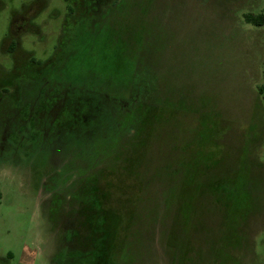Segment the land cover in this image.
I'll return each mask as SVG.
<instances>
[{
  "label": "rangeland",
  "instance_id": "rangeland-1",
  "mask_svg": "<svg viewBox=\"0 0 264 264\" xmlns=\"http://www.w3.org/2000/svg\"><path fill=\"white\" fill-rule=\"evenodd\" d=\"M102 1L0 0V158L44 108L26 55L101 108L87 135L70 118V136L0 160V264L100 236L108 264H264V25L244 19L264 0ZM94 199L117 229L82 221Z\"/></svg>",
  "mask_w": 264,
  "mask_h": 264
},
{
  "label": "flooded vegetation",
  "instance_id": "flooded-vegetation-1",
  "mask_svg": "<svg viewBox=\"0 0 264 264\" xmlns=\"http://www.w3.org/2000/svg\"><path fill=\"white\" fill-rule=\"evenodd\" d=\"M88 3L95 2L99 5L103 4L102 0H86ZM69 2L74 5L75 10L79 11L81 9L82 4L84 3V0H69ZM96 5V6H99ZM104 5V4H103ZM17 31L18 28L16 27ZM16 31V32H17ZM13 42H10V45H12ZM13 52V51H12ZM27 57V64H26V72L32 73L31 75H37L38 77H43L39 79V82H42V85L40 87L43 88L41 90V98L37 101V104L34 105V110L36 111L38 108V104L40 105V112L32 118V120H25L22 119L20 116L17 119V126L18 131L14 132L12 128L7 131L8 138H11V143H5L4 147L7 148L6 150L9 152L8 157L0 158V160L3 161H9L13 164H16L19 162L18 155L26 156L28 157L36 148L37 143L42 141L40 138L44 135L45 139H49L50 137L53 138V140L58 137L63 136H70L69 132L67 131V128H69V120L70 118L78 119L77 123V129H75V135L72 136H84L83 135V128L81 124V121H84L86 124L90 126V131L94 126L93 122H91L90 118L95 117V114H97V111H100L101 108L98 109L99 102L96 104V107L94 109V102L97 100L91 98L89 94H83L78 89H74L71 87H68L65 85V89L59 90L57 92L55 87L48 85L47 80V73L51 72V69L49 66L53 63V59L47 61L44 65V67L41 69L40 66H34L33 63H31V60H28L29 56ZM13 58V57H12ZM14 60V59H13ZM26 60H22L20 63H15L18 68H21V66L25 63ZM49 63V64H48ZM20 66V67H19ZM57 83V82H55ZM28 84V81L27 83ZM25 84H22V89L25 87ZM16 88L15 89V95L18 96L20 94L22 103L25 101L28 95H26L27 91ZM19 99V98H17ZM15 100H13L12 107L14 108ZM49 101L53 102L52 105L49 104ZM46 104V105H45ZM77 105L74 111L72 113L71 111L67 110L68 106L71 105ZM58 105V106H57ZM28 106V105H27ZM57 109V111L55 110ZM52 109L54 110L55 114H51ZM97 112V113H96ZM96 118V117H95ZM73 125V124H72ZM70 125V126H72ZM76 125V124H75ZM18 137V138H17ZM14 156L13 158L10 156Z\"/></svg>",
  "mask_w": 264,
  "mask_h": 264
},
{
  "label": "trees",
  "instance_id": "trees-1",
  "mask_svg": "<svg viewBox=\"0 0 264 264\" xmlns=\"http://www.w3.org/2000/svg\"><path fill=\"white\" fill-rule=\"evenodd\" d=\"M244 19L247 23H250L254 26H262L264 25V14L259 15H251V14H245ZM259 91L260 88H259ZM84 94V93H83ZM68 111H71L74 113V105L67 107ZM83 130V135H87L91 130L95 128V126L90 130V126L86 124L84 121H81V124ZM89 127V128H88ZM74 128V126H70L67 128V131L71 132V130ZM76 128V126H75ZM9 131V130H8ZM5 140L8 143H11L12 139L8 138V135L5 136ZM93 200V198H90ZM90 208H86L82 211L83 214H87L86 218L82 217V221L85 223V221L89 222L90 214L97 215V223L99 230L106 229L109 230V228L113 227L115 229L118 228L119 222L118 220L112 225V223H109L110 218L113 220H116L117 217L108 215L106 211H104L98 200H95L93 202H90ZM89 224L92 226L91 222ZM109 225V226H108ZM106 237L100 236L95 243L92 245L87 244L85 247L82 246H76L75 244L67 246L68 248L59 254V256L56 259L55 264H108L107 258H106V252H105V244H106ZM70 244V243H69Z\"/></svg>",
  "mask_w": 264,
  "mask_h": 264
}]
</instances>
